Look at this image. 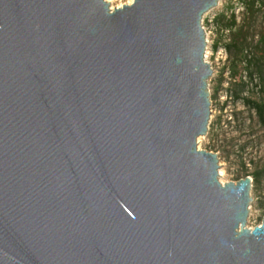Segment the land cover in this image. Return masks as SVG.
Returning a JSON list of instances; mask_svg holds the SVG:
<instances>
[{
  "label": "water",
  "instance_id": "water-1",
  "mask_svg": "<svg viewBox=\"0 0 264 264\" xmlns=\"http://www.w3.org/2000/svg\"><path fill=\"white\" fill-rule=\"evenodd\" d=\"M220 1L0 0V264H264L198 149Z\"/></svg>",
  "mask_w": 264,
  "mask_h": 264
},
{
  "label": "rangeland",
  "instance_id": "rangeland-1",
  "mask_svg": "<svg viewBox=\"0 0 264 264\" xmlns=\"http://www.w3.org/2000/svg\"><path fill=\"white\" fill-rule=\"evenodd\" d=\"M129 3V0H112L110 7ZM234 11L237 22L243 18L241 0H221L217 8L209 14L218 15L226 12L228 16ZM248 50L257 54L256 45L261 32H264V13L260 12L250 22ZM207 54L212 53L208 61L212 64L213 75L208 81L211 98V117L207 135L198 139V149L217 154L219 158V175L222 184L237 182L245 177L252 179L247 227L260 225L264 216V175L255 180L257 171H264V126L260 125L253 110L236 100L234 93L240 81L247 83L242 96L256 101H264V90L258 74L249 80L247 71L240 64L234 52L225 49L217 54L219 48L230 44L232 35L225 32L223 23H213L208 27ZM217 45V49L214 46ZM226 48V47H225ZM264 50V45L261 47ZM264 61V58H263ZM236 67L233 70V67ZM235 71V75L233 72Z\"/></svg>",
  "mask_w": 264,
  "mask_h": 264
},
{
  "label": "trees",
  "instance_id": "trees-1",
  "mask_svg": "<svg viewBox=\"0 0 264 264\" xmlns=\"http://www.w3.org/2000/svg\"><path fill=\"white\" fill-rule=\"evenodd\" d=\"M243 6V18L241 22H237L236 15L231 9V14L228 16L226 12L220 13L216 19L215 23H223V28L229 30L232 35L230 44L226 45V49L232 53L234 52L239 59L240 64L244 66V69L247 71L249 80L253 81L254 74H258L262 83V91L264 90V50L262 46L264 45V32H261L259 39L257 41L256 50L257 54L255 55L252 51L250 52L248 48L250 47V36L249 28L250 22L254 21L256 16L260 13H264V0H241ZM217 48V45L214 46V49ZM235 66L233 70H235ZM235 75V71L233 72ZM247 87V83L240 81L238 88L234 93L236 100H242L243 104L247 106L250 110H253L257 116L258 122L260 125L264 126V101H256L251 98L243 97L242 94ZM264 171H257L254 174L255 180L259 181L263 178Z\"/></svg>",
  "mask_w": 264,
  "mask_h": 264
},
{
  "label": "built area",
  "instance_id": "built-area-1",
  "mask_svg": "<svg viewBox=\"0 0 264 264\" xmlns=\"http://www.w3.org/2000/svg\"><path fill=\"white\" fill-rule=\"evenodd\" d=\"M127 4H129V3H127ZM121 6H123V5H121ZM121 6H117V7L119 8V7H121ZM117 7H115V8H117ZM111 9H114V8L111 7ZM221 13H222V12H221ZM218 15H219V14H218ZM218 15H214V14L210 15L209 12H208V13L204 16L203 21H202V26H203V29H204V31H205L206 37L209 35V33H207V32H208V27L213 25V23L215 22V19H216V17H217ZM225 32H226V33H230L229 30H225ZM206 41H207V38H206ZM225 47H226V46H225ZM225 47H223V48H222V47L219 48L217 54H221V53L226 49ZM216 49H217V48H216ZM206 52H207V49H206ZM212 55H213V52H212V53H209V52H208L207 56H206V54H205V59H206L207 62H209L208 59H209V57L212 56ZM209 64H210V63H209ZM210 65L212 66V64H210Z\"/></svg>",
  "mask_w": 264,
  "mask_h": 264
},
{
  "label": "bare ground",
  "instance_id": "bare-ground-1",
  "mask_svg": "<svg viewBox=\"0 0 264 264\" xmlns=\"http://www.w3.org/2000/svg\"><path fill=\"white\" fill-rule=\"evenodd\" d=\"M106 1H107L108 3H109V2H110V3L112 2V0H106ZM132 2H133V0H129V4H131ZM110 3H109V4H110ZM112 8H114V7H112ZM206 56H207V53H206ZM219 175H220V176L223 175V170L220 169V171H219Z\"/></svg>",
  "mask_w": 264,
  "mask_h": 264
}]
</instances>
